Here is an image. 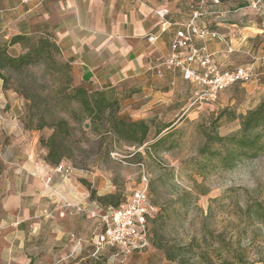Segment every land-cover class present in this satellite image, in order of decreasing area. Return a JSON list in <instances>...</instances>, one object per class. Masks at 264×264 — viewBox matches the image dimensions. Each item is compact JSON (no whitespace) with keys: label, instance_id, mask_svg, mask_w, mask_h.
Masks as SVG:
<instances>
[{"label":"crops","instance_id":"obj_1","mask_svg":"<svg viewBox=\"0 0 264 264\" xmlns=\"http://www.w3.org/2000/svg\"><path fill=\"white\" fill-rule=\"evenodd\" d=\"M193 4L194 0H20L7 9L6 20L0 23V45L17 34L48 32L60 49L61 59L70 65L74 86L131 88V103L145 116L160 104L169 103L176 87L183 83L191 96V85L178 73L160 67L170 55L176 31L190 17ZM162 8L169 11L164 21L154 13ZM207 10L210 14L198 24L216 31L223 40L206 38L196 44L206 47L220 70L252 65L259 74L258 79L220 92L215 104L221 109L237 105L246 111L264 97V0H220ZM149 35L156 40L148 42ZM13 51L19 54L21 47L9 48L10 53ZM4 93L9 111L4 117L14 120L20 110L18 100ZM9 164L17 175L5 176L0 184L4 194L0 264H78L76 257L90 247L86 250L85 238L73 233L76 212L68 210L60 216L58 210L50 219L42 218L41 212L64 202L91 208L94 203L84 188L66 183L52 167L37 159ZM47 177H51L49 184ZM85 217L95 228L96 221ZM90 251L91 256L97 255Z\"/></svg>","mask_w":264,"mask_h":264},{"label":"rangeland","instance_id":"obj_2","mask_svg":"<svg viewBox=\"0 0 264 264\" xmlns=\"http://www.w3.org/2000/svg\"><path fill=\"white\" fill-rule=\"evenodd\" d=\"M19 1L0 0V23L6 20L7 9ZM33 72L43 74L42 68ZM51 80L47 75L39 81V86L54 91L65 83V79ZM130 89H113L119 113L148 122L149 139L158 129L173 126V136L163 148L171 147L168 150L147 154L145 149L152 141L138 149L129 147L115 142L110 134L98 135L89 120L70 118L68 112L63 114L72 128L69 150L62 160L72 171L70 180L61 178L63 181L80 184L88 200L102 207L124 202L140 186L142 176L148 181L151 205L156 209L148 219L149 245L142 253L123 259L122 264H264V216L255 212L256 204L264 205V151L228 169L221 168L218 158L199 155L205 133L226 136L239 129L238 119L216 120L217 114L229 108L240 115L244 108L233 105L221 109L214 102L189 109L190 91L183 83L176 87L169 103L141 116L131 103ZM4 91L3 88L0 91V184L5 176L17 175L9 163L31 158L52 167L45 161L47 151L39 143L51 131L25 128L27 103L13 91V86L6 91L13 100H18L20 110L14 120L5 118L9 111L4 104ZM73 108L77 110L76 106ZM165 133L166 130L161 135ZM91 191L96 197L113 195V198L103 205L90 199ZM3 198L4 194L0 193V208ZM74 218L73 233L85 238L86 250L93 249L91 238L95 228L87 224L85 214H76ZM154 230L175 260H167L162 250L153 247ZM90 249L76 257L78 264H121L122 257L115 256L112 249H104L96 256L90 255Z\"/></svg>","mask_w":264,"mask_h":264},{"label":"trees","instance_id":"obj_3","mask_svg":"<svg viewBox=\"0 0 264 264\" xmlns=\"http://www.w3.org/2000/svg\"><path fill=\"white\" fill-rule=\"evenodd\" d=\"M15 45L21 47V52L17 55L9 52V48ZM35 68H42L43 74L34 73ZM47 75L51 81L65 79V83L54 91L44 89L39 86V81ZM0 80L3 90L13 86V91L26 101L25 128L37 131L47 128L51 131L46 139L41 137L39 143L46 149L45 161L52 168L62 163L69 150L68 140L72 128L63 115L64 112H68L73 119L89 120L98 135H103V132L110 134L115 142L124 143L129 147L138 149L152 141L149 148L145 149L147 154H158L160 150L171 148L163 149L173 136V126L167 125L158 129L149 139L151 129L148 122L132 120L119 113L114 88L89 89L84 85H72L70 65L61 61L60 49L48 32L35 30L31 34H17L10 37L4 45H0ZM73 106L77 107L78 112ZM223 117L229 121L238 119V131L226 136L205 133V141L199 155L209 159L218 158L221 168L228 169L243 159L256 158L264 151V99L240 115H236L229 108L222 109L216 120ZM165 130L166 133L161 135ZM110 198H113V195L96 197L93 191L90 193L92 201H99L103 205L109 203ZM120 204L116 202L113 206ZM255 212L264 216L263 203L255 205ZM152 236L153 247L162 250L167 260H175L176 257L158 238L156 230ZM112 250L116 256V250ZM120 262L122 264L123 260Z\"/></svg>","mask_w":264,"mask_h":264},{"label":"built area","instance_id":"obj_4","mask_svg":"<svg viewBox=\"0 0 264 264\" xmlns=\"http://www.w3.org/2000/svg\"><path fill=\"white\" fill-rule=\"evenodd\" d=\"M190 17L178 29L170 43V55L162 63L163 70L178 73L183 81L193 87L188 100V108L199 109L203 105L214 103L220 92L233 85L250 79H258L259 74L252 65L233 70H220L215 66L205 46H198V41L206 38L223 40L214 30L201 27L198 21L210 14L207 8L219 4L220 0H194ZM155 16L164 21L169 11L166 8L155 10ZM156 37L149 35L148 42H154ZM264 68V63H263ZM54 174L63 180H70L71 168L64 163L52 168ZM51 177L45 182L49 184ZM59 215L65 211L74 210L76 214H85L96 221L95 230L91 238V245L95 253L104 249H115L116 256L122 260L135 254L142 253L149 245L148 219L156 209L151 205L148 181L142 176L140 186L120 205L102 207L94 203L89 209L80 204L64 202L53 208L44 209L41 217L50 219L55 211Z\"/></svg>","mask_w":264,"mask_h":264}]
</instances>
